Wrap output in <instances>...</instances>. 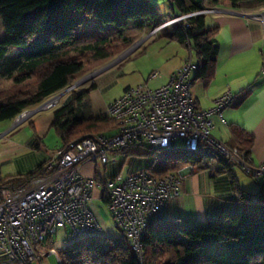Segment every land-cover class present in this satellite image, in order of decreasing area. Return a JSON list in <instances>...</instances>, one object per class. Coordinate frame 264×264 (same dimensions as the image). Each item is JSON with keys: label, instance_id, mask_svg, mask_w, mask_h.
<instances>
[{"label": "trees", "instance_id": "1", "mask_svg": "<svg viewBox=\"0 0 264 264\" xmlns=\"http://www.w3.org/2000/svg\"><path fill=\"white\" fill-rule=\"evenodd\" d=\"M172 14L160 19L159 7L150 0H0V19L8 37L0 42V84L10 82L11 88L0 89V125L15 121L52 96L72 86L86 67L111 59L120 47L131 40L123 31L135 22L138 32L153 29L175 15L206 10L207 7L255 9L264 0H172ZM175 25L168 34L170 41L196 53L199 69L195 81L208 84L215 76L218 61L216 30L207 28V16L198 15ZM167 30V29H165ZM117 41L111 43L110 35ZM162 34H164L162 32ZM95 43L85 48L89 53L70 55L66 50L83 40ZM122 48V47H121ZM92 84L87 90L73 91L54 111L51 129L61 148L56 158L72 148V144L88 136H113L119 125L108 115L95 116L90 101ZM33 127V126H32ZM228 144L251 157L254 140L239 129L233 130ZM39 149L38 140L35 144ZM130 149L114 151L129 158ZM140 155L148 161L149 175L163 178L176 174L189 165H201L202 156L184 149L160 150ZM53 161L40 164L28 175L3 177L0 188L18 190L32 180L50 177L57 172ZM237 165L223 161L216 175H226L233 193L242 203L264 207V178L259 189L251 193L242 189ZM241 169V168H240ZM207 171L204 168L200 172ZM248 176V175H247ZM250 177V176H249ZM103 203L108 205L106 196ZM52 238L45 243L52 245ZM225 244L228 255L220 258L209 253V246ZM143 259L120 243H88L77 245L59 254L61 264H264V213L241 212L225 224L187 226L179 221L163 222L149 227L143 240Z\"/></svg>", "mask_w": 264, "mask_h": 264}, {"label": "built area", "instance_id": "2", "mask_svg": "<svg viewBox=\"0 0 264 264\" xmlns=\"http://www.w3.org/2000/svg\"><path fill=\"white\" fill-rule=\"evenodd\" d=\"M216 12L219 9L175 15L154 25L148 39L160 37L165 29L181 22L189 27L191 17ZM243 14L257 20L264 29L263 8ZM189 51L190 56L165 85L150 88L145 83L130 87L110 105L108 116L119 125L115 135L82 141L51 163L57 172L50 177L34 179L18 190L0 188V264H44L43 258L49 255H55L61 264L59 253H49L45 247L60 229H70L68 240L104 232L89 206L95 189H100L102 198L106 196L109 201L111 220L120 232L119 243L131 248L142 260L147 230L165 222L170 203L181 196L184 176L198 173L201 168L220 170L224 161L239 166L253 179L264 178V163L255 165L251 157L213 135L217 122L225 123L224 112L234 103L235 95L229 90L215 100L212 108H198L192 89L199 65L191 47ZM158 77L160 72L156 71L149 81ZM61 98L54 95L40 109L46 106L44 110H55L61 105ZM178 142L187 152L202 156L200 166L189 165L163 178L149 175L145 168H134L128 173L121 169L110 176L104 170L119 164L114 151L134 146L170 150L176 149ZM86 164L95 166L96 176H82L80 168Z\"/></svg>", "mask_w": 264, "mask_h": 264}, {"label": "crops", "instance_id": "3", "mask_svg": "<svg viewBox=\"0 0 264 264\" xmlns=\"http://www.w3.org/2000/svg\"><path fill=\"white\" fill-rule=\"evenodd\" d=\"M150 1L159 7L162 15L165 0ZM207 9H219V12L206 15L207 28L216 30L215 45L218 61L215 76L208 84L202 80L195 81L196 74L193 76V95L197 107L205 110L210 109L221 95L229 90L232 91L235 101L224 112L225 123L218 121L214 130L218 133L226 130L225 141L220 136L216 137L214 132L213 135L228 145L233 141V130L239 129L254 140L251 150L253 163L255 165L263 164L264 29L257 20L247 18L243 14V12H252L258 9L233 10L224 7H207ZM143 34H147V30ZM163 35L155 38L152 42L154 44L161 42ZM174 43L177 42H170L168 39L166 41L167 46ZM176 55L177 59L170 66L169 76L166 80L187 60L180 57L178 51ZM109 79L103 75L94 82L96 87L90 93V101L95 116L108 115L110 105L128 89H125L120 96L114 99L106 97ZM64 100L62 99V102ZM54 111L39 109L28 122H22L18 126H15L14 121L0 125V172L3 177L28 175L43 162L56 159L60 149L53 151L45 144V140L53 131L51 126L54 120ZM26 126H29L27 129L31 127L32 130L22 135L21 131H26ZM37 140L40 144L39 149L35 146ZM13 155L19 157L15 162L14 173L4 175L3 169L6 165L11 164ZM149 164L150 161H147L136 169H146ZM123 168L122 166H108L104 170L110 176ZM80 173L85 178H92L97 174L95 166L92 164L82 166ZM237 176L242 189L251 193L258 191L259 187L255 183H244L239 175ZM93 197L89 204L90 209L99 222H104L103 218L96 214L94 205L95 200L102 201L101 190L95 189ZM244 211L261 214L264 213V207L240 202L232 191L229 178L226 175H216L215 170H208L183 177L181 196L170 203L166 222L179 221L187 226L225 224L230 216L239 215ZM208 250L211 255L220 258H225L228 255L226 245L223 243L211 245Z\"/></svg>", "mask_w": 264, "mask_h": 264}, {"label": "rangeland", "instance_id": "4", "mask_svg": "<svg viewBox=\"0 0 264 264\" xmlns=\"http://www.w3.org/2000/svg\"><path fill=\"white\" fill-rule=\"evenodd\" d=\"M71 1L74 2L78 0H67V2L69 3ZM256 8L262 10V8L264 9V5H259ZM171 14L172 7L170 5V1L165 0L164 11L162 12L160 19L162 18L164 20ZM136 26L137 24L135 22H131V24L123 31V36L131 40V43H129V45H122V48L120 47V50L117 52V54L115 53V55L111 59L87 66L85 72L74 82L72 86L66 88L56 95H61V100L66 99L73 91L81 92L83 90H87L91 87L92 84H94L97 79L101 78L103 75L105 78H110L107 93L105 94V96L109 97L110 99H114L120 96L125 89L135 87L139 84L147 83L150 88H159L165 85L168 81L166 79L169 76V68L172 63L175 62L174 60L177 59V51L179 52V56L183 57V59H187L190 56V51L189 49L182 47L179 43L171 44V46L166 45V41L168 39L167 34L172 29H174L175 26L164 30V37L162 41L156 44L152 42L155 38L148 39V35L151 33L152 29L147 30V34H143V32L140 33L137 31ZM7 37L8 35L4 30L3 22L0 19V42L4 41ZM117 38L118 37L114 34L109 36V40L111 41V43L116 42ZM168 41L170 40L168 39ZM94 43L95 40L93 39L83 40L72 47H68L66 50L69 51L70 55H78L82 52L89 53L88 55H92V53L85 50V48L93 45ZM167 56L168 58H166ZM193 59L197 63L198 59L194 51ZM156 71L160 72V77L149 81L150 76ZM11 86L12 84L10 82H2L0 84V89L8 90L11 88ZM72 87L73 89L69 91ZM197 89L199 90V88ZM46 102L47 100L43 104H45ZM43 104L31 110H27L24 113L28 111H35L38 108L40 109ZM36 113L28 116L27 119H25L23 122H28L29 120H31L36 115ZM21 116L22 114L19 117ZM16 120L14 121V124H16L15 126H18L22 123L21 122L17 124ZM27 128H29V126H26V131H21L22 135H25V132L29 133V130H32L31 127L30 129ZM217 133L218 131H215L214 135H216V137L220 136V138H223L225 141V134H227V131L224 130L222 133ZM45 144L49 149L53 151H56L61 147V142L54 131H52L48 138L45 140ZM181 149H183V144L181 142H178L176 145V150ZM130 152L132 153V155L129 158H126L122 153L120 155H117L119 164L116 166L120 167L121 165H123L124 173H128L134 168H138V166H140L141 164L143 165L144 163H147L148 160L144 157L139 156V154L144 156V154L150 152V150L147 146H134L130 149ZM18 159L19 157H15L14 155L12 156L11 164L9 166L6 165V167L3 169L4 175L14 173L13 171L15 162ZM236 171L240 179L244 183H255V185L259 187L258 181L247 176L240 168H236ZM94 205L96 214L98 216H101L104 220V222L100 221L102 223V226L104 227V232L94 236H83L68 240L70 229L68 227L62 228L57 232V234L52 237V245H50L49 247L45 246L49 253L52 252V250H56L59 254H63V251H67L80 244L105 242L119 243L120 232L115 228L111 220L108 206L101 200H95ZM42 262L44 264H59L55 255L44 257Z\"/></svg>", "mask_w": 264, "mask_h": 264}, {"label": "water", "instance_id": "5", "mask_svg": "<svg viewBox=\"0 0 264 264\" xmlns=\"http://www.w3.org/2000/svg\"><path fill=\"white\" fill-rule=\"evenodd\" d=\"M70 89H73V87L72 88H70ZM21 117H19V119H20ZM18 119V120H19ZM95 137L94 136H88V137H84V138H81V139H78V140H76L73 144H72V148L71 149H73L74 147H76L79 143H81L82 141H84V140H87V139H94Z\"/></svg>", "mask_w": 264, "mask_h": 264}, {"label": "bare ground", "instance_id": "6", "mask_svg": "<svg viewBox=\"0 0 264 264\" xmlns=\"http://www.w3.org/2000/svg\"><path fill=\"white\" fill-rule=\"evenodd\" d=\"M46 106L42 107L41 110H44ZM37 111H35L34 113H36ZM28 117V114L24 115V116H21V118L19 120H16V123L19 124L21 122H23L25 119H27Z\"/></svg>", "mask_w": 264, "mask_h": 264}]
</instances>
